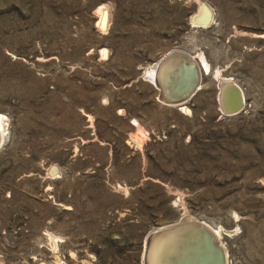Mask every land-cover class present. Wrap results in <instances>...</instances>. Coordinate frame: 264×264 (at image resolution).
Listing matches in <instances>:
<instances>
[{
  "label": "rangeland",
  "instance_id": "rangeland-1",
  "mask_svg": "<svg viewBox=\"0 0 264 264\" xmlns=\"http://www.w3.org/2000/svg\"><path fill=\"white\" fill-rule=\"evenodd\" d=\"M173 48L211 68L190 112L144 76ZM0 114V264H142L182 216L264 264V0H0Z\"/></svg>",
  "mask_w": 264,
  "mask_h": 264
},
{
  "label": "water",
  "instance_id": "water-1",
  "mask_svg": "<svg viewBox=\"0 0 264 264\" xmlns=\"http://www.w3.org/2000/svg\"><path fill=\"white\" fill-rule=\"evenodd\" d=\"M153 63V85L158 90L157 99L161 103L179 106L186 103L199 88V64L187 52L173 48ZM168 66L173 72L167 79H163L159 71ZM235 86L239 93V88ZM237 106L221 112L224 115L235 114L241 110ZM187 222H190L189 227L193 230L189 231L192 232L190 236H184L183 232ZM226 257L223 246L204 222L182 216L177 221L160 225L147 233L143 242L141 262L150 264L155 260L157 264H227Z\"/></svg>",
  "mask_w": 264,
  "mask_h": 264
},
{
  "label": "bare ground",
  "instance_id": "bare-ground-1",
  "mask_svg": "<svg viewBox=\"0 0 264 264\" xmlns=\"http://www.w3.org/2000/svg\"><path fill=\"white\" fill-rule=\"evenodd\" d=\"M98 11H100V22H101L104 18L103 17V15H104L103 10L101 8H99ZM212 20H213L212 12L203 3L199 4L198 11L191 18L192 23H194L196 25H201V26L208 25ZM103 53L105 54L104 50H103ZM192 58H194V57H192ZM198 59H200V61L198 60L200 71L203 74L206 72L210 73L211 68H210V65L208 64L207 60L205 59L204 55L200 53L198 55ZM190 60H191V58H190ZM154 68H155V65L154 66L151 65V66L147 67L144 71V76L147 77L150 81H152L153 78L155 77ZM174 68H176V65L174 66ZM204 68H205V70H204ZM168 69H169V66L167 68L166 67L162 68L161 71H159V73L161 72V76L163 77V79H165V78L167 79L172 74L173 69H169V70ZM214 75L217 78H221L220 79V82H221L220 85L222 86V90L220 92L219 102H220V106H221L222 111L223 110H226V111L232 110L237 105H238L237 107H239V109L240 108L242 109L243 103L245 102V95H244L243 91L239 89V93L237 92V89L234 88L235 84H232L230 82L231 78L229 79V77L226 78V77L221 76L218 71H216L214 73ZM199 86H200V84H199ZM235 87H238V86L236 85ZM229 92L231 93V94H229V97L230 96L232 97L231 101H228V98H226V93H229ZM225 101H227V103H225ZM179 109L181 111L190 112V109L186 106L185 103L180 104ZM6 120H7V118L5 117V115L0 114V145L2 144V142L5 138L4 137V131H5ZM134 122H135V120H134ZM134 122L132 124H135ZM52 170H55V169L52 168ZM189 226H190V222H187L185 224V226L183 227L184 236H190L191 235L192 232H189V231H193V230ZM213 230H214L213 234L216 237V239L218 237H220V234H221L219 232L220 230L219 229H213ZM185 231L188 233H185ZM187 234H189V235H187ZM150 264H157V263L155 260H152V262Z\"/></svg>",
  "mask_w": 264,
  "mask_h": 264
},
{
  "label": "snow or ice",
  "instance_id": "snow-or-ice-1",
  "mask_svg": "<svg viewBox=\"0 0 264 264\" xmlns=\"http://www.w3.org/2000/svg\"><path fill=\"white\" fill-rule=\"evenodd\" d=\"M106 15H107V14L105 13V18H106Z\"/></svg>",
  "mask_w": 264,
  "mask_h": 264
}]
</instances>
